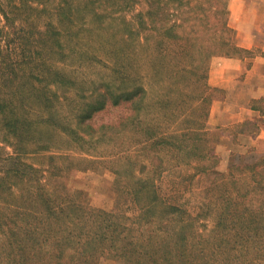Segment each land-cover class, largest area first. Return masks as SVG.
I'll use <instances>...</instances> for the list:
<instances>
[{
    "label": "trees",
    "instance_id": "16d2710c",
    "mask_svg": "<svg viewBox=\"0 0 264 264\" xmlns=\"http://www.w3.org/2000/svg\"><path fill=\"white\" fill-rule=\"evenodd\" d=\"M55 1L56 20L41 27L33 24L26 29L25 22L17 27L16 19H12L22 5L42 12ZM135 1L14 0L5 6L0 0V127L5 133L3 141L13 147L12 152L0 150V264H100L108 259L120 264H264V156L255 160L237 158L227 173H215L218 179L201 190L203 177L217 167L203 164L215 150L206 148L209 136L214 140L205 124L215 89L208 86L210 57L208 51L205 54L201 50L203 46L198 64L170 67L165 58L153 62L157 77L167 72L169 79L164 83L169 91L154 104L160 106L159 113H151L163 114L170 127L159 124L145 128L143 139L137 140L134 148L120 149L108 156L90 152L110 140L105 133L96 135L85 122L110 104L127 106L139 123L148 90L136 84L126 88L128 76L116 69L114 76L122 80L118 86L106 84L104 92L93 88L88 95H78L79 83L71 77L74 66L69 75L62 68L75 52L67 38L76 36L73 26L77 12H82L85 4L90 8L89 15L102 23L116 20L117 13L125 16L124 11L132 9ZM144 1L153 8L162 0ZM172 1L181 10L186 5L184 1L191 0H168ZM111 6L116 8L109 11ZM218 11L225 14L223 31L232 32L226 8ZM147 15L155 16L139 12L136 18L144 25ZM177 26V22L172 23L164 31L165 38L159 41L158 49L164 43L163 50H168V41L177 43L179 36L173 34ZM24 30L28 34L25 38L19 34ZM191 44L187 47L195 50L196 44ZM225 46L232 47L230 43ZM185 48L180 46L181 50ZM183 82L192 83L196 107L208 105L199 114L203 119L191 118L194 110L192 114H177L180 105L191 98L179 87ZM258 109L264 115V99ZM84 135H90L91 140ZM11 136L16 138V144L11 142ZM60 136L63 140L57 144L55 139ZM80 142L91 150L80 146ZM29 143L32 150L26 147ZM142 143L144 149H153L151 161L160 162L152 170L137 162L135 150H140ZM76 146L84 150V155H66ZM168 154L177 163L172 168L163 166V157ZM98 168L116 175L114 187L120 197H130L132 209L112 212L96 208L88 203L84 191L67 184L71 173ZM164 173L176 175V182L166 188ZM213 193L218 196L201 202L197 214L190 210V199L185 194ZM129 210L135 216L127 215ZM211 213L216 216L207 229L208 224H201V219Z\"/></svg>",
    "mask_w": 264,
    "mask_h": 264
},
{
    "label": "rangeland",
    "instance_id": "374dc122",
    "mask_svg": "<svg viewBox=\"0 0 264 264\" xmlns=\"http://www.w3.org/2000/svg\"><path fill=\"white\" fill-rule=\"evenodd\" d=\"M2 1L5 6L14 2V0ZM18 1L19 0H15L14 3ZM166 1L168 6H166ZM135 2L136 4L132 9L128 12L124 11L126 17L121 15V13H117L114 15L116 20L104 21L102 23L93 19V15H89L90 8L85 4V8L81 9L83 11L80 13L77 12V20L73 26L74 32L76 33V36H74L73 39L77 44L74 43V41L71 42L72 37L70 39L67 38V41H70L68 45L73 47L75 52L72 54L73 57L70 58V61L62 65V68L69 75L72 71L71 66H74V72L71 77L74 80L76 79L79 83L78 95L83 93L88 95L93 88L96 89L98 93L104 92L106 90V84H115V86H118L122 80H120V77L117 78V76H114L116 69H120L121 72L128 76V80L125 82L126 88H131L136 84L138 85L137 87H144L148 90V96L146 97L145 103L143 102L144 110L139 119V123L136 118L133 119L131 117L133 115H131L129 109L125 108L127 106L113 107L110 104L104 110L95 113L91 119L85 122V126L89 124L94 128L96 135L100 136V134L105 133V135H107L106 138L110 140L109 143L99 145L100 147L96 150H91L89 145L80 142V146L91 150L90 152L94 153V155L108 156L120 149L126 150L127 148H134L137 140L140 141L143 139L145 128L156 127L159 124L162 125V128H166L167 126L170 127L169 120L165 118L163 114L158 116L151 113V110H154V113L155 111L159 113L160 106L154 104L156 100H163L169 91L164 83L169 79V77H167L168 75H166L167 72H163L164 74L157 77L154 74V69H152L153 62H158L159 59L165 58L170 67L171 64H178L180 66H183V64L188 65V63L191 62L198 64V60L201 56L199 53L200 47L203 46L205 49L202 48L201 50L205 54L209 52L208 54L210 57L208 59L207 67V82L208 86H210L209 80L214 61L217 63V59L219 58L231 57L243 59L246 55L245 50L238 44V36L241 32L234 28V24L238 22L243 14L248 19L254 14H256L258 18L262 17L264 19V0H191L190 2L184 1V4L186 5H184L181 10H178L180 8L178 3L174 4L173 1L168 2V0H162L161 4L155 5L153 8H150V5L146 4L144 0H136ZM57 4L58 1L47 4L45 10H42V12H40L41 10L39 9L34 11L29 8V5H22L20 10L13 14L15 16L12 19H16L17 27L18 23L24 22L26 29H29L30 25L33 24L41 27L46 22L56 20L55 8ZM223 7L226 8V19L232 32L223 31L222 24L225 20V14L218 11ZM115 8L116 6H111L108 10L113 11ZM103 10L104 9H101V12H103ZM139 12H142L143 14L153 13L155 16L149 17L147 15L144 21L145 23L142 25L140 19L136 18V15ZM18 15L21 16V19L17 18ZM175 22H177L178 26L176 28L177 30L173 31V34L179 36V39L176 40L177 43L173 42L170 44L168 41L166 44L169 47L168 50H163L164 43H162V46L159 45L158 49L159 41L165 38L162 36L164 31L171 27L172 23ZM152 28H158L162 31H152ZM19 34L24 38L28 35L25 30L23 32L20 31ZM165 40L167 41L168 39ZM192 42L196 44V48L191 51L190 47H187V45L189 43L192 45ZM224 43H230L232 46L231 49L228 46H225L226 48H224ZM182 45L186 46L185 50L180 49V46ZM206 48H210V51L206 50ZM232 48L237 49L234 50ZM189 51H191V53H189ZM213 52L216 55L212 56ZM217 52H221V54ZM223 54H229V56ZM65 64H67V66ZM183 68H186V66ZM172 77L174 78L175 75ZM136 79L138 81H135ZM179 87L184 90L185 94H189L191 98H187L185 95L187 101L183 106L180 105L177 114H182L184 111H188L192 114L194 110V116L191 115V118L203 119L199 114H201L200 112L207 108L208 105L200 104L196 107L197 104H195L196 101L194 98L197 95H195L196 92L194 91L192 83L188 84V82H183V86ZM210 87L213 88L212 86ZM53 89L56 90V87L53 86ZM213 89H215L211 92L213 101L214 99L225 97V93L222 90L217 88ZM58 93H61L60 90H58ZM148 105L150 106V109H148ZM69 110L70 109L67 108L66 113H68ZM156 117L158 119H156ZM101 128L103 129L101 130ZM4 137L5 133L0 127V150L12 152L13 147L11 148L10 144L3 141L5 140ZM60 137L61 138L56 137L55 139L57 144L63 140L62 136ZM84 137L86 140H91L90 135H84ZM12 141L16 144V138L11 136V142ZM218 143H220V139L218 136H214V140L209 138L206 144L207 150L208 148H214L215 150L214 156L210 157L208 155L203 164L209 168L213 165H216L217 167L203 177L201 190H205L208 185L213 182V179H218L215 173L228 172V160L234 150H226V147L225 150L223 147H220L218 150ZM55 145L56 142L53 146ZM143 146L144 143L139 145L140 150H135L138 158L137 162L138 164L144 163L147 169L152 170L154 165L159 164L160 162H158L157 159L151 161V151L153 149H150V147L144 149ZM26 147L28 150L34 148L31 146V143L27 144ZM141 148L144 150H141ZM50 150L58 149L52 148ZM81 154L84 155V150H80L77 146L66 153V155L70 156ZM132 158V161L134 162L135 158ZM68 161L69 160H66V162ZM193 163H196V161ZM176 164L177 163L173 160L171 154H168L167 157H163L164 167L172 168ZM181 168L182 170H185L183 175L186 174L185 165ZM163 177L165 188L168 187L169 184L176 182L175 174L164 173ZM114 183H116V175L110 170L104 168H98L97 170H90L87 172H74L71 173V176L67 179V184L74 189L84 191L88 203L96 208L112 212L118 210L127 211V208L132 209L129 203V200H131L130 197L125 194L120 197L114 187ZM176 188L182 190V187ZM185 195L190 199L189 208L192 212H196L194 214H197V207L201 202H209V198H215L218 196L214 195V193L212 196H206L203 194H195V196H190V194ZM127 215L135 216V213L132 210H129ZM215 216L214 213H211L206 219L202 218L201 224L206 223L208 224L207 229L211 228ZM100 264L120 263L108 259L102 260Z\"/></svg>",
    "mask_w": 264,
    "mask_h": 264
},
{
    "label": "crops",
    "instance_id": "0c3cea01",
    "mask_svg": "<svg viewBox=\"0 0 264 264\" xmlns=\"http://www.w3.org/2000/svg\"><path fill=\"white\" fill-rule=\"evenodd\" d=\"M234 28L241 32L238 44L246 55L214 61L210 86L222 90L225 97L214 99L205 124V130L220 139L218 150H234L229 166L237 158L264 156V115L258 109L264 99V19L243 14Z\"/></svg>",
    "mask_w": 264,
    "mask_h": 264
}]
</instances>
